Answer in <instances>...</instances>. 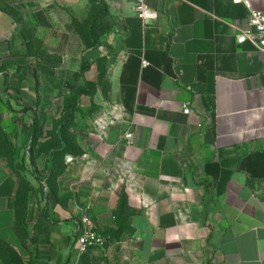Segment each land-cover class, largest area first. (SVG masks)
Here are the masks:
<instances>
[{
    "label": "crops",
    "instance_id": "obj_1",
    "mask_svg": "<svg viewBox=\"0 0 264 264\" xmlns=\"http://www.w3.org/2000/svg\"><path fill=\"white\" fill-rule=\"evenodd\" d=\"M78 1L0 0V128L14 150L1 133L0 247L36 264H264V52L236 43L242 4L145 0L157 18L142 21L133 0H102L118 30L108 96L77 152L36 151L51 160L43 181L23 165L38 47L69 45ZM80 54L90 67L104 53ZM84 216L106 243L80 254Z\"/></svg>",
    "mask_w": 264,
    "mask_h": 264
},
{
    "label": "rangeland",
    "instance_id": "obj_2",
    "mask_svg": "<svg viewBox=\"0 0 264 264\" xmlns=\"http://www.w3.org/2000/svg\"><path fill=\"white\" fill-rule=\"evenodd\" d=\"M69 26L73 38L67 47H38L41 51L40 61L35 67L38 73V103L35 112L39 121L38 139L26 145L28 155L26 162L23 161V165L30 168V154H39L36 151L44 152L52 144L58 149L64 146L65 149L77 152L79 129L86 119L92 118L99 111L98 101L108 96L109 85L106 76L115 60V41L118 33L108 6L102 0H79L72 10ZM89 45L94 46L88 48ZM99 47H102L104 54L93 55L89 69L82 74L80 52ZM88 82L91 85H88ZM79 87L87 91L77 98ZM50 133L53 140L49 138L52 141L46 142V134ZM34 159L40 176L39 181H43L46 174V158ZM0 254L6 256L8 264H36L32 257L22 258L11 247L1 246Z\"/></svg>",
    "mask_w": 264,
    "mask_h": 264
},
{
    "label": "built area",
    "instance_id": "obj_3",
    "mask_svg": "<svg viewBox=\"0 0 264 264\" xmlns=\"http://www.w3.org/2000/svg\"><path fill=\"white\" fill-rule=\"evenodd\" d=\"M234 3L244 5L248 10L247 26L238 29L236 34V43L241 45L250 43L258 52H264V11L256 10L252 6L251 0H232ZM134 10L138 18L142 21L154 20L157 18V12L151 9L145 0H133ZM146 62H143L145 65ZM184 113H188L189 109L184 108ZM106 121H101L99 126L103 130L106 126ZM124 137L130 141L132 134L125 133ZM78 251L84 254L92 247L105 246L106 239L100 235L93 227L92 221L88 216H84L81 225L77 230Z\"/></svg>",
    "mask_w": 264,
    "mask_h": 264
},
{
    "label": "trees",
    "instance_id": "obj_4",
    "mask_svg": "<svg viewBox=\"0 0 264 264\" xmlns=\"http://www.w3.org/2000/svg\"><path fill=\"white\" fill-rule=\"evenodd\" d=\"M94 45H89L88 46V48L90 47H93ZM89 68V64L86 62V61H84V63H82V68H81V70H82V72H84L85 70H87ZM88 85H91V83L90 82H88ZM86 91H87V89H85V88H83V87H79L78 89H77V97H79L80 95H82V94H85L86 93ZM68 110H70V109H68ZM38 127H39V123H38V119H37V116L34 114V117H33V123H32V125H31V127H30V134H32V142L33 141H35V140H37L38 139V134H37V131H38ZM2 133V135L6 138V142H7V145H8V147H9V149L13 152L14 150H13V147H12V143H11V141L8 139V137L5 135V133L2 131V129L0 128V134ZM30 157H31V159H32V162H31V165H32V168H33V170L35 171V173H36V176H37V179H39L40 178V176H39V174H38V168L35 166V154H34V152L33 153H31L30 154ZM37 158V157H36ZM51 167V160H50V158H46V160H45V169L47 170L48 168H50ZM49 170V169H48ZM18 172V171H17ZM46 173V172H45ZM18 174L20 175V176H22V178L24 179V181H26V178H25V176H23V175H21V173H19L18 172ZM45 175V174H44ZM48 180H49V178L48 179H45V181H46V183H48ZM49 184V183H48Z\"/></svg>",
    "mask_w": 264,
    "mask_h": 264
}]
</instances>
